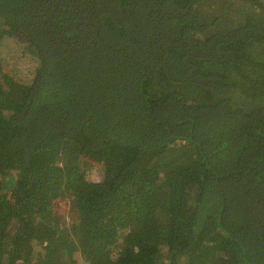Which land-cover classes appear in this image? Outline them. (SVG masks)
I'll use <instances>...</instances> for the list:
<instances>
[{
	"label": "trees",
	"instance_id": "obj_1",
	"mask_svg": "<svg viewBox=\"0 0 264 264\" xmlns=\"http://www.w3.org/2000/svg\"><path fill=\"white\" fill-rule=\"evenodd\" d=\"M5 37L0 264H264V0H0Z\"/></svg>",
	"mask_w": 264,
	"mask_h": 264
},
{
	"label": "rangeland",
	"instance_id": "obj_2",
	"mask_svg": "<svg viewBox=\"0 0 264 264\" xmlns=\"http://www.w3.org/2000/svg\"><path fill=\"white\" fill-rule=\"evenodd\" d=\"M30 67V58L28 56V53L23 51V48L21 45L12 37H5L4 39L0 40V81L2 79L3 73L7 71H15L19 76L23 78H27L29 76L30 71H28V68ZM10 131V129H9ZM11 133V132H10ZM54 142H51L50 144H47L46 142L42 141L37 147V154L36 157H34V163L32 168L29 170V175H33V172L41 173L45 169V161L52 159L50 165H52L58 158L60 152V146L58 139H54ZM43 164V170L41 168ZM92 166L90 165L89 169H91ZM94 173L91 175L94 177V179H97L99 177V172L94 169ZM36 179V178H35ZM5 193V198L8 199L11 202H14L19 197V189L14 190H8ZM56 210L59 213H67L69 214L70 210V199H63L58 201L56 204ZM70 215V214H69ZM68 218H76L77 214H72ZM35 247L37 250H42L41 246L34 242Z\"/></svg>",
	"mask_w": 264,
	"mask_h": 264
}]
</instances>
